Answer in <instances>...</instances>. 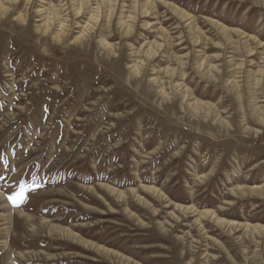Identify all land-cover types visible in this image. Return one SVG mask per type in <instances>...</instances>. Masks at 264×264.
Wrapping results in <instances>:
<instances>
[{
	"label": "rangeland",
	"instance_id": "rangeland-1",
	"mask_svg": "<svg viewBox=\"0 0 264 264\" xmlns=\"http://www.w3.org/2000/svg\"><path fill=\"white\" fill-rule=\"evenodd\" d=\"M0 264H264V0H0Z\"/></svg>",
	"mask_w": 264,
	"mask_h": 264
}]
</instances>
